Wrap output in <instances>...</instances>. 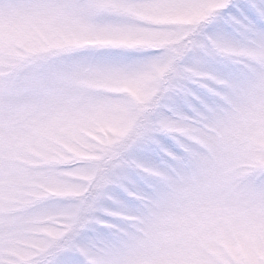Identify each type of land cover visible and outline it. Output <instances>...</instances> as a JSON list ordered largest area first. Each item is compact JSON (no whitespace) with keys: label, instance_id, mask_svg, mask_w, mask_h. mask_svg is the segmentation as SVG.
<instances>
[{"label":"snow or ice","instance_id":"6c2138e0","mask_svg":"<svg viewBox=\"0 0 264 264\" xmlns=\"http://www.w3.org/2000/svg\"><path fill=\"white\" fill-rule=\"evenodd\" d=\"M0 264H264V0H0Z\"/></svg>","mask_w":264,"mask_h":264}]
</instances>
